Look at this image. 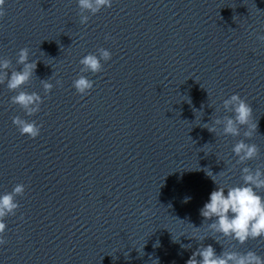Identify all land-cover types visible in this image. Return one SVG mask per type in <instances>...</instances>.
I'll list each match as a JSON object with an SVG mask.
<instances>
[{
	"label": "water",
	"instance_id": "obj_1",
	"mask_svg": "<svg viewBox=\"0 0 264 264\" xmlns=\"http://www.w3.org/2000/svg\"><path fill=\"white\" fill-rule=\"evenodd\" d=\"M78 13L75 0H5L0 16L7 71L19 70L22 47L36 61L16 91L42 98L25 116L0 83V192L24 185L0 264H185L208 244L264 257V240L213 238L199 215L216 187L205 169L227 186L244 166L264 172V0H112L85 24ZM101 47L110 60L80 73ZM78 74L93 81L86 94L71 87ZM233 93L252 109L249 138L203 127L231 115L221 101ZM13 116L35 121L38 136L21 135ZM240 139L259 151L236 164ZM193 228L206 237H189Z\"/></svg>",
	"mask_w": 264,
	"mask_h": 264
},
{
	"label": "clouds",
	"instance_id": "obj_2",
	"mask_svg": "<svg viewBox=\"0 0 264 264\" xmlns=\"http://www.w3.org/2000/svg\"><path fill=\"white\" fill-rule=\"evenodd\" d=\"M75 3L79 10V22L85 24L90 15H95L101 8L111 7L112 0H75ZM4 5L5 0H0V16L4 15ZM260 29L264 32V23L260 24ZM107 38L106 36L105 39ZM257 39L264 42V35H257ZM28 55L27 47L20 48L16 54V64L20 68L10 72L7 71L10 60L5 56H0V83H3L9 91L20 89L34 75L36 61H29ZM110 58L109 50L102 47L97 48L95 53H88L79 59L80 73L96 74L101 71V61L107 62ZM40 83L44 94L47 95L53 84L45 79H42ZM56 83L60 82L57 80ZM71 87L77 94H86L93 87V81L85 75L78 74L72 80ZM9 100L11 104L17 105L25 116H31L38 112L42 102V98L37 92L23 90L16 91V94L10 96ZM221 105L225 112L230 111L231 115L216 117L212 120L211 125L205 123L203 127L214 134L217 131V126H220L221 135L251 137L256 129V123L251 120L250 105L236 93L223 99ZM11 122L21 135H26L30 139L39 134L40 126L33 120L13 116ZM241 128H243V132H241ZM258 151L256 144L246 143L245 139L237 140L231 148L233 156L236 157V164L256 158ZM205 172L216 185L208 193L207 200L199 209V215L203 218L202 224L204 221L210 220L207 223L209 236L230 238L237 244H243L250 239L264 240V197L259 194V190L264 188V172L261 171V168L259 166L255 169H250L247 166L242 167L240 169L241 183L232 186L217 184L216 175L207 169ZM23 191V184H15L10 192H0V245L5 243L3 239L6 229L4 218L14 215L18 207L15 197L23 194ZM188 199L189 197H185V202ZM197 229L199 228H193L192 233L188 236L198 241L203 240L206 236L201 235L196 231ZM181 235L184 233L179 236ZM178 237L173 239L172 236L171 238L176 241ZM158 243L159 241H156L153 246H157ZM181 247L190 248L191 244H181ZM185 264H264V257L251 250L243 253L229 250L217 254L212 245L208 244L198 246L185 261Z\"/></svg>",
	"mask_w": 264,
	"mask_h": 264
}]
</instances>
